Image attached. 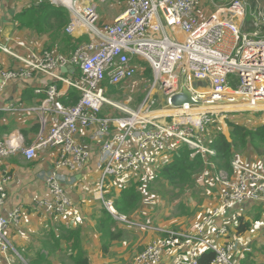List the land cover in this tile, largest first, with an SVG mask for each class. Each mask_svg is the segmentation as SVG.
<instances>
[{
	"label": "built area",
	"instance_id": "1",
	"mask_svg": "<svg viewBox=\"0 0 264 264\" xmlns=\"http://www.w3.org/2000/svg\"><path fill=\"white\" fill-rule=\"evenodd\" d=\"M18 1L28 8L45 0ZM48 1L69 12L66 33L76 37V46L68 54L28 49V55L24 56L0 41V51L23 66L2 72L5 83L31 78L34 73L53 77V82L44 89L36 90L44 94L40 104L31 109L40 123L36 140L26 146L22 134L14 132L0 141V158L21 154L33 160L45 148H59L61 158L46 178L49 196L42 199L39 208L47 218L64 215L72 202L62 186L61 169L74 170L86 164L90 151L76 137L81 131L94 128L95 137L103 140L102 171L95 201L121 225L159 233V238L132 264H161L168 251L179 247H185L186 252L175 264H199L201 255L207 251L216 253L213 264H241L231 234L234 229L236 235L243 210L237 214L234 207L249 205L261 208L264 213V160L256 158L252 160L255 165H246L236 158L232 174L216 169L212 160L216 152L208 147L203 133L220 114L264 115L263 0H255L254 8L246 0H221L228 2V6L211 14L202 9V0H124L123 11L110 24L100 22L98 7L112 0ZM140 60L150 66L154 80L143 108L135 112L128 105L112 102L106 94L109 86L130 87L135 77L145 71L137 64ZM67 67L72 71L62 72ZM59 82L80 93L77 104L67 106L62 102ZM198 82L207 83L208 87L196 88L194 84ZM3 87L0 86V92ZM184 89L191 92L195 105L173 107L171 98ZM204 89L207 91L200 92ZM160 91L173 115L156 118L149 113L148 103L155 101ZM126 101L131 103L132 97ZM237 101L253 103L255 109L199 113L198 122L189 118L193 108ZM106 105L127 116L117 119L102 116ZM20 108L18 104H10L1 111L16 112ZM133 134H137V146L126 148ZM182 144L202 155L207 170L205 180L218 185L214 202L197 213L188 229L152 227L135 221L139 216L119 215L113 202L106 200V189L113 183L122 188L129 179L142 181L146 205L150 200L148 195L152 197L146 188L153 181L156 168L168 161L169 155ZM10 180L5 175L0 182V251L4 264H17L16 256L20 255L15 252L7 230L21 223L23 210L22 207L7 209Z\"/></svg>",
	"mask_w": 264,
	"mask_h": 264
},
{
	"label": "crops",
	"instance_id": "2",
	"mask_svg": "<svg viewBox=\"0 0 264 264\" xmlns=\"http://www.w3.org/2000/svg\"><path fill=\"white\" fill-rule=\"evenodd\" d=\"M104 5H107L113 12L109 15L106 14V17L101 16L99 12V9ZM24 9L25 6L18 0H0V41L17 53L27 56L28 49L33 51L44 50L52 42L49 34L39 36L29 29L20 28L15 23V15L21 13ZM116 9L113 1L99 4L100 20L106 24L112 23L123 11ZM71 39L75 44L76 41L74 40H76V37H71ZM137 64L141 70H145L143 74H147V69L150 66L141 60ZM22 67L20 62L0 51V86L4 85L0 92V141H4L14 132H19L23 136L25 145L30 146L36 140L40 130L38 117L34 112H31V109L37 107L44 98V94H38L36 90L44 89L53 82V77L48 74L34 73L31 78L12 80L8 83L4 82L2 72L13 71ZM58 86L62 91V102L66 101L67 93L70 89L60 82ZM113 89L118 92L122 91L119 86ZM107 91H110V89ZM10 104H18L21 108L16 112L1 111ZM104 109H102L101 115H109ZM198 109L200 107L192 110ZM249 122L261 125L264 124V118L258 122L250 119ZM94 131V128L83 130L76 137L78 142L90 151L89 160L86 164L82 168L74 170L69 168L61 169L62 186L72 202L70 210L64 215L47 218L42 209L39 208L42 199L49 196L46 178L54 171L56 163L61 158L59 148H45L39 151L33 160H27L21 154L0 158V182L5 175L11 179L7 186V209L13 210L17 207H22L23 210L21 223L19 225H11L7 230V236L12 242L15 252L22 259V262L17 261V264H63L64 261L74 264L71 252L72 243L61 238V229L63 230L64 228L80 231L82 248L88 254L91 264H132L141 254L140 252L144 249V246L150 245L159 238V233L153 232V235L148 234L144 238L137 232L139 231L138 229L120 225L118 228L122 231L123 236L119 240L112 241L108 250L104 252L101 234L97 229V222L104 207L100 202L95 201L94 197L102 171L100 148L103 140L95 137ZM136 139L137 134H133V137L128 138L125 147H136ZM206 171L204 172L206 173ZM113 184L114 187L111 188V192L115 190L119 193L120 186L116 183ZM107 191L108 189H106V195ZM151 203L152 200L146 205L143 203L140 210L133 216L146 217V211L148 209L152 211L154 207L153 204L150 205ZM236 207L243 209V216L250 220L252 225L254 223V214L258 212L255 210L256 208H252L249 205ZM241 211L234 210L237 214H240ZM234 212L231 211V213L236 214ZM258 213L262 217V211ZM181 219L183 221V218ZM176 224L181 225L182 223ZM257 224L260 223L255 225ZM165 225L167 223H159L160 227H166ZM255 225L251 226V231L249 230L238 237L243 241L251 240L250 243H253L257 233L253 230ZM261 238L264 242V233H262ZM256 245L254 243L251 247L254 249ZM185 252V247L170 250L161 264H175L185 255ZM259 254L260 256H258L261 260L259 263L264 264V247L260 249ZM252 255H254L252 252L246 251L244 259H240V263H246L245 259L249 261ZM0 264H4V257L1 251Z\"/></svg>",
	"mask_w": 264,
	"mask_h": 264
},
{
	"label": "trees",
	"instance_id": "3",
	"mask_svg": "<svg viewBox=\"0 0 264 264\" xmlns=\"http://www.w3.org/2000/svg\"><path fill=\"white\" fill-rule=\"evenodd\" d=\"M246 1L253 8L256 6L255 0ZM14 20L20 28L29 29L39 36L49 34L52 44L45 50L68 54L75 49L76 45L66 33V28L70 22L69 12L64 8L53 6L48 0L25 8L21 13L15 15ZM250 20L249 16L248 22ZM152 73V70L149 68L147 69L146 76L152 75ZM79 100L80 93L76 89L70 88L67 93V100L63 101V103L67 106L75 105ZM225 122L229 128V137L221 132L219 124L215 119L206 126L203 133L208 147L216 152V156L212 158L216 169L232 174L233 162L236 158L242 157L239 153L246 152L249 149L252 150L254 157L264 160V124L249 127L248 125L235 123L231 119H226ZM168 158V161L156 168L154 179L148 184L146 193H152V186L155 188H165L167 186L175 192L174 195L176 197H179L195 189L197 185L196 175L205 170L204 161L199 151L190 148L186 144H182ZM113 187V185L108 187L106 200L113 202L114 208L119 215L131 218L140 210L141 205L144 203V183L135 179H129L120 188L119 193L115 190L111 192V188ZM238 223L236 228L237 236L244 235L253 226L245 216L240 217ZM120 225L121 223L106 208H103L97 222V229L101 234L104 252L108 250L112 241L119 240L123 236L122 231L118 228ZM61 232V238L72 243L73 263L91 264L88 254L82 248L80 231L64 228L63 230L61 229ZM216 257L215 252H204L199 259V264H213ZM250 262V264H260L254 261Z\"/></svg>",
	"mask_w": 264,
	"mask_h": 264
},
{
	"label": "rangeland",
	"instance_id": "4",
	"mask_svg": "<svg viewBox=\"0 0 264 264\" xmlns=\"http://www.w3.org/2000/svg\"><path fill=\"white\" fill-rule=\"evenodd\" d=\"M112 1L115 4V7L117 8L116 10H123L124 7L121 4L123 3L124 0H112ZM226 6H228V2H224L221 0L201 1V7L205 12H207V14L209 13L211 14L213 12L216 13L219 9L225 8ZM99 12L103 17H106L107 16L106 14L109 15L113 13L111 12V9L107 5L102 6L99 9ZM60 49H62V47H60ZM153 80H154L153 73L152 75H147V77L146 74L141 73L135 77V79L129 85L130 87L128 88L126 87V89L119 87V89L121 88L123 92L122 91L118 92L115 89L112 90V88L117 87V86H113V87H108L110 91H107L106 95L108 99L111 100L112 102L119 103L121 106L128 105L127 107L129 110L138 112L141 108H143V105L145 104V101L151 92ZM129 96L132 97V102L126 104L127 101H125V99H127ZM148 104L150 105L149 113H154L169 108L166 102V98L163 96V93L161 91L157 94L155 101ZM252 104L253 103H241L244 109H250L252 107ZM104 108H105L104 109L105 112H107L109 116L113 118H121L127 116V114L123 113L120 110L115 111V109L112 108L111 106L106 105ZM263 118L264 115L254 114L252 112L228 113V114H220L219 118L217 119V122L219 124V128L221 132H223L227 137H229V128L225 122L226 119H231V121L235 123H239V124L242 123L248 125L249 127H256L257 125L253 124L252 122H249V120L251 119V121L258 122ZM167 120H171V119L168 118ZM219 120L223 123V125L219 123ZM239 154H241L242 157L240 158L244 164L255 165L254 161L252 160L256 159V157H254L251 149ZM161 157L163 156L161 155L159 158ZM204 171L205 170H203L201 173L199 172L196 175L197 185L195 189L186 192L183 196L180 195L179 197H176V195H174L175 192L170 190V188H168L167 186L165 188L162 187L155 188L152 186L151 188L152 193L150 194L152 197L148 195V198L150 199L149 201L152 200V203L150 205L153 204L154 207L152 208V211L150 209L146 211L147 213L146 217L143 218L142 216H139L138 220L135 221L141 224L150 225L152 227H158L160 222L167 223V225H165L166 227L164 228L168 230L188 229L191 223L193 222L194 218L196 217L195 213L196 212L199 213L206 204L214 202L215 198L218 197L217 183L213 185L209 182V180L206 181L205 180L206 175L204 174ZM151 175L153 176V172L151 173ZM235 210L239 211L243 209L236 207ZM255 210L260 212L261 208H256ZM258 212L254 214L255 223L253 224L254 225L256 223H260V224L255 225L253 228L255 233L257 232L256 239L253 243H250L251 240L248 241L241 240L238 236L234 235V231L232 232L231 240L232 242H235V244L237 243L236 246L238 247V254H239L238 257L241 260H243L246 251H249L250 253L252 252L255 255V256L252 255L249 261L245 259L247 261L246 264H250L251 263L250 261H254L256 263L261 262V260L259 259L260 256L259 253H260V249L264 247V242L261 238L262 233H264V213L262 217H259L260 213ZM181 218H183V221ZM176 223H182V224L177 225ZM137 232H139L142 237L144 236V238L148 236V234H152V235L154 234L152 232H149L145 228ZM254 243H256L257 245L256 248L253 249L251 245ZM147 245L144 246V249L140 253H142L146 249ZM16 258L19 262H22V259L19 256L18 257L16 256ZM63 264H69V261H64Z\"/></svg>",
	"mask_w": 264,
	"mask_h": 264
},
{
	"label": "bare ground",
	"instance_id": "5",
	"mask_svg": "<svg viewBox=\"0 0 264 264\" xmlns=\"http://www.w3.org/2000/svg\"><path fill=\"white\" fill-rule=\"evenodd\" d=\"M206 91H207V89L200 90V92H206ZM150 99H153V95L151 96ZM236 100H238V98ZM253 106H254V104H252V107L250 109H244L242 107L241 103L238 101L236 103H228V104H224V105L207 104V105L200 106V109H198V110H191L190 111L191 117H189V118L192 121L198 122L200 119L199 113H207V112L217 113V112H232V111H238V110H251V109H255ZM193 109H195V108H193ZM173 114H174L173 109L166 108V109H163L161 111L151 113V116L156 117V118H163L165 116L173 115ZM221 124H223V123L221 122Z\"/></svg>",
	"mask_w": 264,
	"mask_h": 264
},
{
	"label": "water",
	"instance_id": "6",
	"mask_svg": "<svg viewBox=\"0 0 264 264\" xmlns=\"http://www.w3.org/2000/svg\"><path fill=\"white\" fill-rule=\"evenodd\" d=\"M68 70L72 71L71 67H67V68L62 69V72L65 73ZM194 86L196 88H207L208 87L207 83H203V82L195 83ZM187 103L195 105V102L193 101V98H192V94L187 89H184L182 91V93L177 94V95H175V96H173L171 98V104L175 108H179V107H181V106H183L184 104H187Z\"/></svg>",
	"mask_w": 264,
	"mask_h": 264
}]
</instances>
